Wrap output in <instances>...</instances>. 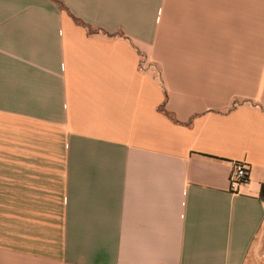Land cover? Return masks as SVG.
<instances>
[{
	"label": "crops",
	"instance_id": "1",
	"mask_svg": "<svg viewBox=\"0 0 264 264\" xmlns=\"http://www.w3.org/2000/svg\"><path fill=\"white\" fill-rule=\"evenodd\" d=\"M58 1L0 0V264H264V0Z\"/></svg>",
	"mask_w": 264,
	"mask_h": 264
},
{
	"label": "built area",
	"instance_id": "2",
	"mask_svg": "<svg viewBox=\"0 0 264 264\" xmlns=\"http://www.w3.org/2000/svg\"><path fill=\"white\" fill-rule=\"evenodd\" d=\"M249 175L250 173L247 166L236 163L231 178V191L233 193H238V189L247 181Z\"/></svg>",
	"mask_w": 264,
	"mask_h": 264
},
{
	"label": "trees",
	"instance_id": "3",
	"mask_svg": "<svg viewBox=\"0 0 264 264\" xmlns=\"http://www.w3.org/2000/svg\"><path fill=\"white\" fill-rule=\"evenodd\" d=\"M56 1L59 2V3H61V2L58 1V0H56ZM81 24L87 29L89 35H93V34H96V33L101 32V31L98 30V29H93V28H92L91 26H89V25H86V24H84V23H81ZM260 197H261L262 200H264V183H263V185H262V187H261Z\"/></svg>",
	"mask_w": 264,
	"mask_h": 264
}]
</instances>
